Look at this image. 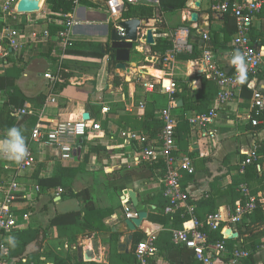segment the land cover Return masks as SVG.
<instances>
[{
    "label": "crops",
    "instance_id": "0c3cea01",
    "mask_svg": "<svg viewBox=\"0 0 264 264\" xmlns=\"http://www.w3.org/2000/svg\"><path fill=\"white\" fill-rule=\"evenodd\" d=\"M6 1L8 0H0V22H7L9 19L3 15ZM40 1L41 7L43 4L44 7L39 16L29 15L26 26L20 24V19L19 24L10 26L20 31L24 46L9 56L12 59L10 64L9 57L0 63V75L10 74L16 77L18 89L28 98L26 104L33 105L36 109L41 107L36 101L37 94L43 91L47 120H76L79 116L89 114L91 119L101 124V130L81 139L82 143L81 140L78 142L77 159L74 162L62 163L55 152L45 150L44 160L37 170L20 179L23 187L28 188L38 183L40 173V177H43L40 178L43 179V195H40L41 192L32 196L31 200L22 197L21 193L18 195L15 209L19 226L9 235L15 237L16 246L13 248L8 244L7 253L0 252V264H137L134 247L131 255H119L116 245L112 250L108 249L107 237L115 239L117 235L113 230H122L123 221L128 219L126 208L133 207L126 194L129 190L137 192L140 203L146 206L149 214L166 200L162 182L165 171L162 174L157 170L156 180L149 184L136 179L115 181L122 168L137 169L139 164L149 163L142 157L144 146L137 142L135 145L123 137V133H136L146 137V147L158 144V135L163 129L161 112L170 105L172 95L167 88L171 83L177 88L173 95L177 101L173 108L177 123L176 154L179 158H191L195 169L194 175L183 174L182 188L189 193L190 203L196 208V216L204 220L208 214L214 212L220 211L226 215L241 199L239 189L243 184L249 187L251 194L261 204L259 210L247 216L243 223L231 227L239 234V239H224L229 241L228 244L233 249L249 251L252 254L251 260L233 263L231 259L218 263L264 264V249L261 248L264 243V126L254 128L249 123L253 91H264V70L242 83L234 101L220 107L213 123L206 130L200 131L191 125L190 118L213 108L219 92L210 78L209 67L202 51L198 52V59L189 61L180 58L183 53L172 54L169 51L162 69H159L158 58L152 56L151 47L136 44L129 65L130 72L126 77L115 78L113 72H107L109 55H104L102 60L69 56L66 54L67 46L61 39H31L30 35L34 32L40 35L48 31L51 22L52 12L47 0ZM196 1L198 0H191L188 9L163 13L161 20L165 23V28L155 31V39L171 38L175 31L183 28L189 30V41L199 47L204 43H212L214 33H221L220 37L223 39L224 17L216 11L214 0H199L200 8L195 7ZM193 12L200 15V22H210L202 35L198 34V23L190 22ZM71 20L74 25L69 41L99 45L109 44V31L116 23V19H111L105 8L96 4H80L71 14ZM158 31L162 32L160 36H157ZM205 34L209 35V41L203 39ZM249 36L258 50L264 51V9L249 25ZM210 50L219 69L234 73L232 57L236 49L233 46V37L225 47L217 48L211 44ZM102 63L103 68L91 70L94 64L101 66ZM48 72L59 78L56 86L57 100L54 104L47 103L50 81L44 75ZM117 79H120L119 86L115 84ZM110 81H113V88L109 85ZM150 82L157 84L153 93L144 88V84ZM6 100L7 94L0 92V105ZM142 104L144 109H140ZM103 106L108 107L110 112H102ZM101 115L106 116V123L99 120ZM26 128L25 125L19 129ZM5 135L6 132H0V141ZM255 145L261 148L260 158L242 173L240 164L245 159L244 152L252 150ZM97 146L101 150H116L117 153H112L108 158L107 153L97 151ZM85 168L86 173H83ZM68 169L70 171L67 173ZM12 175L0 163V200ZM51 181L55 186H51ZM62 187L66 188L67 195L63 190L62 195L56 197L55 194ZM84 188L91 190L97 208L115 210V214L106 220L109 228L107 232L85 231L82 228L84 225L80 224H52L56 216L84 208L83 204L72 197V194ZM180 218H184L183 222L179 221ZM187 219L183 217V213L176 212L170 216L167 225L162 226L165 231L158 241L156 264H197L190 258L191 252L170 250L171 231L190 229L192 224ZM149 226L160 227L147 221L138 230ZM87 242L100 244L97 262L89 261L86 257ZM221 259L223 258L219 260Z\"/></svg>",
    "mask_w": 264,
    "mask_h": 264
},
{
    "label": "built area",
    "instance_id": "2783aa9c",
    "mask_svg": "<svg viewBox=\"0 0 264 264\" xmlns=\"http://www.w3.org/2000/svg\"><path fill=\"white\" fill-rule=\"evenodd\" d=\"M18 0H8L3 7L5 18L20 19L16 11ZM81 0H75V8L80 5ZM107 12L111 19H116L115 25L123 21L122 14L127 4H151L157 5L159 0H106ZM264 9V0H237L234 2L226 1L216 7V11L222 14L230 13L236 20L237 31L233 36V46L236 51L239 50L245 56L247 63V77H255L261 70H264V51L258 50L249 36V25ZM67 22L64 24V30L56 37L63 40L65 46H68L69 35L74 23L71 15H66ZM15 19V20H16ZM123 33L124 31L120 29ZM33 41L40 39L48 40L51 37L49 31H44L40 35L34 32L30 35ZM173 48L172 54H192L194 46L189 41V30L186 28L179 29L171 35ZM205 41H209L208 34L203 36ZM24 46V39L18 29L7 27L0 34V63L3 62L12 53L17 52ZM204 59L209 67L211 80L219 89L215 100V105L207 112L197 113L190 118L191 125L200 131L207 129L217 117V110L232 103L237 96V92L242 86L237 79V70L234 65V73L219 69L214 62L213 54L210 50L204 51ZM44 78L50 81L47 103H56L57 93L56 86L59 78L50 72L44 75ZM157 84L145 83L144 88L147 92L153 93ZM176 85L171 83L167 88L170 93V105L161 112L163 129L158 135V144L146 147L147 138L136 133H123V137L128 138L131 142H137L144 146L142 157L150 164L162 163L165 167V176L162 180L164 183L163 196L168 205L165 213L168 215L176 212L183 213V217L188 218L192 224L190 229H174L171 231V240L177 246H185L194 255L197 264H219L218 260L224 257H231L233 263L248 259L251 253L246 250L234 249L230 251L226 241H213L211 235L219 232L222 227H232L243 223L244 219L251 215L258 206V200L251 194L246 184L240 186L239 192L241 199L225 215L222 212L208 214L204 220L196 216V208L190 203V195L182 188L183 174L194 175L195 169L191 158L178 157L177 148V123L173 115V108L176 107L177 101L174 98ZM251 109L249 123L254 128L264 126V91L254 90L251 100ZM30 104H26L22 109L16 110L19 116H36L37 124L32 130L28 141H26L27 155L19 163L8 161L0 158L1 166L4 170L12 172L2 199L0 200V252L7 253V237L18 228L19 220L16 214L15 202L18 195L31 200L32 196L39 195L42 192L39 183L28 188H24L20 179L28 174H33L36 168L43 162L45 150L55 152L57 158L62 163H71L77 159L78 142L88 136L91 131L101 130V124L94 119L87 121L67 120L52 122L46 119V104L39 109ZM144 104L140 109H144ZM102 112L109 113L110 109L102 107ZM214 138L213 135H211ZM259 147L255 145L252 150L245 151V159L240 164L242 173L254 164L257 160ZM62 189H58L55 194L60 197ZM128 219H137L138 214L131 206L126 208ZM165 229L160 227L149 226L142 230L144 239L139 242L134 249V256L137 264H156L155 260L159 253L158 241ZM264 249V243L262 247Z\"/></svg>",
    "mask_w": 264,
    "mask_h": 264
},
{
    "label": "trees",
    "instance_id": "16d2710c",
    "mask_svg": "<svg viewBox=\"0 0 264 264\" xmlns=\"http://www.w3.org/2000/svg\"><path fill=\"white\" fill-rule=\"evenodd\" d=\"M190 1L191 0H159V3L157 5L127 4L123 11L122 19L144 20V19L157 18L160 15L162 16L163 13L182 11L188 9ZM225 1H229L232 3L237 0H214V5L218 6ZM80 4L94 5L92 2L88 0H81ZM47 5L50 11L52 12V15L50 16L51 22L48 31L51 37H57L64 30V24L65 22H67V18H65V16L73 14L75 10V0H47ZM223 17H224L223 39H221L220 37L221 33H214L212 37V43H208V44L204 43L200 47L193 45L194 52L192 54L184 53L183 56H181L180 58L187 61L196 60L199 58L198 52L202 51V53H204V51L210 50L211 44L217 46V48H223L229 42H231L232 37L235 35L237 31L236 20L230 13L223 14ZM17 24H19V21L14 20L12 18H9L7 22H0V32L7 27L14 26ZM161 34H162L161 31L157 32V36H160ZM172 48H173V43L171 38L165 39V38L157 37L156 45L151 47V54L152 56L158 58L157 67L159 69H162L163 64L165 63L166 55L169 51H171ZM66 54L69 56L100 59V60L104 59L105 57L102 52V45L91 42L69 41ZM11 62L12 59H10L9 57L8 64H10ZM93 67L95 69H98L100 66L98 64L97 65L94 64ZM65 75L66 77H68V74L65 73ZM248 78L250 77H247L246 80H248ZM115 84L116 86H119L120 79H117ZM0 92H5L7 94V100L5 101V103L0 105V132L4 133L7 131L8 128L12 126L20 128L26 125L27 128L21 129V131L25 137V142L28 141L31 132L37 123V117L36 116L23 117L16 114V110L22 109L25 106V104L28 102V98H26L22 94V92L18 89L17 78L10 74L0 75ZM43 101L44 98L42 96L40 98V101L38 100L37 102H39V104L42 106ZM3 113H6V115L8 116V118L6 117L5 121L1 120ZM94 133H95L94 131H91L88 133V136H91ZM96 148L97 151L100 153L101 147L97 146ZM101 151L107 153L108 158L112 153H117L116 150H109L107 148H103ZM260 153H261V148L259 147L257 153V157H258L257 160L260 158ZM157 170L161 171V173L163 174L162 171H165V167L163 166L162 163L156 165V164H149L143 162L139 164V167L137 169L124 170L122 168V170L119 173V178L116 179L115 181H123V180L126 181V180L136 179L143 181L144 184L153 183L156 180L155 177L157 174L155 172ZM40 182L42 188L43 179H41ZM51 183H52L51 186H55V184L52 181ZM72 197L78 200L81 204H83L84 208L81 211L70 212L67 214L56 216L52 221L53 225L67 226V225L80 224V225H84L82 228H84L85 231H89V232H93V231L107 232L109 230L106 224V220L111 218L115 214L114 209L97 208L93 201L92 192L89 188H84L79 192H77L76 194H72ZM150 198H152V196ZM144 203L146 204V202ZM167 205H168L167 200H164L163 203L159 204L157 210L149 214L148 221L150 223L158 224L165 227V225H167V223L169 222L171 216L165 213V208L167 207ZM260 206L261 204L258 202L257 209L252 214L256 213L259 210ZM183 220L184 218H180L179 221L183 222ZM262 224H264V221ZM143 239H144V234L142 230H138L134 234V249L136 248L137 244L141 242ZM211 239L213 241H223L224 238L222 235V228L219 232L212 234ZM228 243L229 241H226L228 249L230 251L234 250L233 247H231ZM169 245L171 251L177 249L178 251L181 252L184 251L191 252L190 250H187L185 246H177L173 244L171 240V235H170ZM158 247H159V242H158ZM251 257L252 254L248 259H246V261L249 262L251 260ZM190 258H192V260L196 262L194 260L193 253L190 255ZM229 260H231V257H224L223 259L218 260V262L225 263L228 262Z\"/></svg>",
    "mask_w": 264,
    "mask_h": 264
},
{
    "label": "water",
    "instance_id": "95a60500",
    "mask_svg": "<svg viewBox=\"0 0 264 264\" xmlns=\"http://www.w3.org/2000/svg\"><path fill=\"white\" fill-rule=\"evenodd\" d=\"M98 6L107 9V4L104 0H88ZM196 8L201 7V2L198 0L195 3ZM40 0H18L16 11L20 15V24L26 26L28 24V17L32 14H37L42 11ZM190 22L198 23V34L202 35L210 26V22H200V15L193 12L190 17ZM165 28V23L161 20V15L153 19H130L119 21L117 25L113 26L109 31V44H102V52L105 56L109 55L107 62V72H113L115 78H123L130 72L129 65L132 60V53L136 44H145L146 46H155L157 40L155 39V31L157 29ZM122 29L124 32L120 31ZM143 30H145L143 32ZM108 48L110 52H108ZM113 88V81L109 82ZM77 121L90 120L89 114L79 116ZM83 141L81 140L80 143ZM197 147V146H195ZM195 149V148H193ZM82 148H79L81 153ZM129 197V202L138 214L137 219H126L123 221L122 230L114 229L113 232L117 235L115 239H109L108 249L112 250L116 245L119 255L129 256L132 254L134 247V234L140 229L144 222L149 219V213L146 206L142 205L139 200L137 192L129 190L126 192ZM126 197H124V200ZM222 235L225 240H237L239 234L233 228L224 227ZM87 250L85 255L89 261H98L97 253L99 252L100 244L98 242L85 243Z\"/></svg>",
    "mask_w": 264,
    "mask_h": 264
},
{
    "label": "clouds",
    "instance_id": "9594fccd",
    "mask_svg": "<svg viewBox=\"0 0 264 264\" xmlns=\"http://www.w3.org/2000/svg\"><path fill=\"white\" fill-rule=\"evenodd\" d=\"M232 64L236 67L238 81L244 83L247 79V63L245 56L239 50L233 54ZM26 155L27 146L21 129L15 126L8 128L5 138L0 141V158L19 163L25 159ZM7 242L13 248L16 246L15 237L9 236Z\"/></svg>",
    "mask_w": 264,
    "mask_h": 264
},
{
    "label": "rangeland",
    "instance_id": "374dc122",
    "mask_svg": "<svg viewBox=\"0 0 264 264\" xmlns=\"http://www.w3.org/2000/svg\"><path fill=\"white\" fill-rule=\"evenodd\" d=\"M45 3V2H44ZM43 7H44V4H43ZM42 12H43V9H42ZM41 12V13H42ZM41 13H38V14H36V15H33L34 17H37V16H39ZM101 68H103V63H102V65L100 66V68H98V69H101ZM91 70L92 71H95L96 69L92 66L91 67ZM94 72H91V74H93ZM42 93H43V91L41 92V93H39V95L37 94V99H36V101H40V98L42 97ZM98 114H100V112L98 113ZM6 117L8 118V116L6 115V113H3V115H2V118H1V120L2 121H5L6 120ZM110 117H112V115L110 116ZM113 118V117H112ZM99 120L100 121H102L103 123H104V121L106 120V116L105 115H101L100 116V118H99ZM107 121H105V123H106ZM184 141V140H183ZM85 170H86V168L85 169H83L82 170V172L83 173H86L85 172ZM66 171V170H65ZM70 171V169H68L67 170V173ZM84 177H86V176H84ZM40 178H43V177H40V173H39V178H38V183L39 184H41V182H40ZM63 189L62 190H64V193H65V195H67V190H66V188H64V187H62ZM53 193V192H52ZM40 195H43V192L40 194ZM145 197H147V196H145Z\"/></svg>",
    "mask_w": 264,
    "mask_h": 264
}]
</instances>
